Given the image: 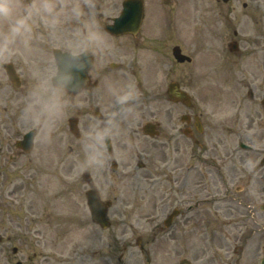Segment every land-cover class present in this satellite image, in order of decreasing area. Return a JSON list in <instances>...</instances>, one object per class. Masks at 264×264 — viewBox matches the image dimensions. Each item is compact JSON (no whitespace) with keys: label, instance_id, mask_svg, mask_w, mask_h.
Here are the masks:
<instances>
[{"label":"rangeland","instance_id":"obj_1","mask_svg":"<svg viewBox=\"0 0 264 264\" xmlns=\"http://www.w3.org/2000/svg\"><path fill=\"white\" fill-rule=\"evenodd\" d=\"M5 1L12 4L10 6L12 21L9 23L7 35L13 37L21 30L25 36L35 31L37 37H40L38 43L36 39V43L29 38H26V41L24 39L26 50L23 56L27 62L33 57L37 58V63L42 66L38 84L42 95L38 103H15L13 114L8 112L10 108L0 111L2 128L0 138L4 144L0 154V232L10 236L6 244L7 249L0 251V264H18L19 261H27L28 264H88L92 257L91 253L95 250L100 251L99 254L105 264H133L140 254L136 245L137 236L144 239L143 252L152 255L155 264H162L167 259L179 260L181 257L190 258L204 254H215L224 258L228 256L233 260L241 258L244 261L246 258L242 257L253 255L252 258L258 264V257L261 254L258 229L264 222V211L259 208L262 199L250 190L247 172L243 171V164L246 170L249 169V163L260 164L257 152L240 150L233 154L229 149L226 135L222 140H218L214 152L197 149L190 138L181 134L176 135L177 138L173 140V134L169 133L168 128L172 123L179 121V104L171 102L170 112H167L164 100L158 104L155 101L150 105L136 103V99L128 90L136 87L132 81L134 77L126 72L110 71L104 76L105 100H102V103L93 101L97 100L95 94L99 88L92 90L93 100L80 107L77 106L78 103L72 104L65 92L57 90L53 92L50 85L51 76L54 74L51 48L56 45H68L67 22L70 17L75 14L94 17L103 13L105 19H108L119 14L122 0H0L2 4ZM94 1L100 4L99 9L94 7ZM208 1L145 0L146 22L149 16L159 18L160 33L167 30L171 35L170 43L181 41L185 50L192 54L195 50L200 9L212 8L214 4ZM243 1L250 2L254 7H258L260 2L233 0L234 23L243 22L246 18L242 9ZM90 20L88 18V21ZM205 22L207 20L203 23ZM4 24L5 22H0L2 108L6 104L2 98L6 85L3 63L12 53L10 44L1 39L2 33L6 31L2 26ZM90 25L88 33L91 38H97L104 33L96 23L91 22ZM231 26L229 24L223 28L222 23L218 30L232 32ZM111 43L115 44V40ZM15 57L18 59V56ZM97 57L101 58L100 55ZM111 58L112 56L110 60ZM171 60L174 63L173 58ZM185 71L194 88L197 73L194 64L187 65ZM31 75H34L33 71ZM172 76H181L179 65L171 66V78ZM33 89L37 90V87L33 86ZM121 95L123 97H120ZM7 103L11 106L9 100ZM98 107L103 114L100 120L94 117ZM78 110L82 112L83 124L80 125L81 135L75 137L68 128V119L73 111ZM19 115L21 117L23 115L21 120ZM155 119L161 122L162 131L158 138L155 140L144 138L137 133L142 124ZM33 126L39 129L37 143L40 144L39 152L42 155L38 160V166L34 156L31 162L26 160L22 165V158L16 156L13 151L14 143L27 128ZM106 134H110L112 140L113 153L110 158L104 144ZM255 143L260 145L259 141ZM61 148L68 149L64 158L66 162L73 164L72 173L68 176L57 174L59 167L56 165L62 158L57 156V153ZM142 149H145L142 160L146 167L137 169L138 151ZM111 158H116L119 162L117 173L112 174L110 170ZM168 160L180 163L179 174L182 177L184 175L181 168L188 165L190 172L188 171L187 177L188 186L184 189L186 195L205 196L201 187L203 184H200L201 179L217 182L216 195L213 198H206L201 205L202 210L208 212L203 213L206 215L205 219L219 226L212 230L193 228L187 230L191 228L190 225H186L189 223L188 220L175 229L181 232L178 236L179 241L171 240L160 233L156 235L155 243L152 244L151 239L154 237L152 234L148 235L151 224L162 217L163 212L170 207L164 204L166 200L164 195L168 190L165 185L164 164ZM32 167L39 171L37 197L27 196L20 188L21 174ZM133 169L138 174H133ZM232 169L235 173L234 187L231 181L229 182ZM86 170L91 173L94 184L102 185L103 196L114 202L109 210L112 223L109 228L104 229L94 224L87 210L85 192L88 185L83 183L82 178ZM202 172L207 178H204ZM213 185L215 191V183ZM54 191H58L55 208L50 203ZM26 196L37 207V214H29L32 218L28 221V226L30 229L41 227L40 232L47 234V239L22 235L23 229L20 224L25 221L27 212L22 210L20 200ZM192 215L190 222H196L197 214ZM177 220L178 218L175 222ZM206 237L210 238V241H207ZM244 245L247 247L243 250ZM14 247L18 248L17 253H14ZM147 248L149 253L146 251ZM120 255H123V258L119 262Z\"/></svg>","mask_w":264,"mask_h":264},{"label":"flooded vegetation","instance_id":"obj_2","mask_svg":"<svg viewBox=\"0 0 264 264\" xmlns=\"http://www.w3.org/2000/svg\"><path fill=\"white\" fill-rule=\"evenodd\" d=\"M208 2L216 3L212 4V8L201 9L198 18L199 23H202V30L197 37V73L194 83L196 100L191 106L193 115L188 111L183 114L185 117L180 129L183 133L186 132V134L193 136L197 149L204 151L214 152L217 149L218 140H222L224 135L227 137L229 149L233 154L240 151L241 141L253 143L262 141L261 153H259L260 164L252 165L249 163L248 170L245 169V164H243V171H246L248 175L247 182L251 185L250 190L262 199L259 203V208H262L264 206V5L252 8L244 2L243 9L247 18L243 22V33L239 34L235 28L234 36H226L220 34L216 29L220 22L226 23L228 19L232 18L235 11L234 6L232 4L225 5L221 0H209ZM86 18L87 16L81 15L70 19V44L75 49L77 47L83 49L93 48L96 51L98 50L99 54H105L107 49L104 46L105 38L90 39V37L86 36ZM8 19L9 13L4 8V5L0 3V22H5L2 26L6 29L3 36L10 44V36L7 35L9 31ZM144 20L136 34L127 36L109 34L108 38L110 41L115 38V46L108 51L118 58L119 69L129 70L134 77L132 81L136 84L134 96L136 100L152 102L155 99L157 101L164 99L168 103L166 108L169 111L171 98L164 84L166 80L167 82L170 81V38L166 35V31L161 34L160 31L155 30V18L149 16L147 22ZM204 20L209 22L210 30H206V22L203 23ZM78 31L81 32L78 33ZM18 35V37L23 36L21 33ZM124 37H127L128 40H123ZM184 68V66L181 68V76L178 80L181 87L188 90L191 87V83L186 80ZM18 70L20 71L21 83L17 89L21 90L14 91L12 94L13 99L20 102L36 101L40 96L39 92L33 89V86H36V81H29L24 78L28 74L24 65L19 64ZM108 73V64L105 61L100 66L94 65L92 70H90L89 82L93 84V88H99V91L95 94L98 103L105 100L103 79ZM160 73H162V78L160 76L156 77ZM159 79H162L163 83ZM89 92L91 91L71 92L68 96L73 104L78 103L81 106V104L91 101L92 96ZM224 109L227 110L226 114L223 113ZM172 129H176V127L174 126ZM237 142L238 144L236 145ZM36 146L30 152H26L23 149H15L14 153L16 156L22 158V165L25 164L26 160L31 162L33 156H40ZM179 166V163H174L173 161H168L165 165V180L168 192L172 195L170 204L178 203L180 205L178 220L174 222V228L165 235L174 241H179L180 238L178 236L181 234L180 230L175 231V229L179 224L188 220L189 223H186V225H190L191 228L187 230L192 228L194 230H212L219 225L214 222H208L205 219L206 215L203 214L202 208H200L203 199L213 198L216 195L218 191L217 182H212L210 179H207V181L205 179V182L201 179L200 184H203V186H200L203 188L205 196L186 195L184 192L186 178L179 174ZM72 168V163H65L64 160L59 162V170L62 173L70 174ZM37 173L38 171L34 167L24 170L21 181L26 192L37 193ZM202 175L207 178L205 173L202 172ZM230 181L234 187L235 173L233 169L229 174ZM213 183H215V191ZM244 189L245 187L242 188V190ZM56 197L57 194L54 195V198ZM190 200H194L192 203H194L197 213L196 222H190L193 215L185 212L186 209L188 211L193 210L192 204L190 203L185 207L181 206L189 203ZM252 205L255 206L253 203ZM26 210L29 213H35L36 209L32 202H27ZM22 226L23 235L25 236H29L32 233L34 235L40 234L39 228L35 227L32 230L29 228L28 219ZM3 243L4 241L0 237V244ZM1 249H4V247ZM259 250L264 253V223L260 227ZM252 257L254 256H249L247 261H241L239 258L237 260H223L214 255H197L190 257L191 261L188 264H256L257 261ZM183 258L185 257H181L179 260L167 259L162 264H180ZM152 259L148 257L147 262L155 264ZM140 263L137 260L133 264ZM23 264L28 263L26 261ZM88 264H103V261L101 259L92 260ZM258 264H260V261Z\"/></svg>","mask_w":264,"mask_h":264},{"label":"water","instance_id":"obj_3","mask_svg":"<svg viewBox=\"0 0 264 264\" xmlns=\"http://www.w3.org/2000/svg\"><path fill=\"white\" fill-rule=\"evenodd\" d=\"M139 10L138 11H134V16H138V19L134 20L132 22V18L130 19L128 16L132 15L133 12L131 13L129 10L124 11L122 16L118 19H116V22L113 25H109L107 28L109 31L114 32V33H120L121 31H132L133 26H134V22L138 23L141 20L142 17V5L139 4ZM124 26H126V28H124ZM122 28H124L122 30ZM60 57L62 58L60 61V66L62 68V73H61V78L59 80V82H63L64 86L68 87L67 85V78H68V74H65L67 69L69 68V63H70V56H68V54H60ZM180 60L185 59V56H180L179 57ZM68 73V72H67ZM172 88V93L174 95L180 96L178 92H176L175 90H173V85H171ZM154 128V127H152ZM151 134H154L153 130H150ZM28 143L32 142L33 136L28 138ZM19 144V143H18ZM92 196V197H91ZM90 197V207L92 209L93 212V217L95 220L99 221L104 227L108 226L110 223L106 218V210H107V206L109 205V202L104 204L101 203L98 199H96L94 196L95 194H91ZM99 203H101V207L102 210L99 209Z\"/></svg>","mask_w":264,"mask_h":264}]
</instances>
